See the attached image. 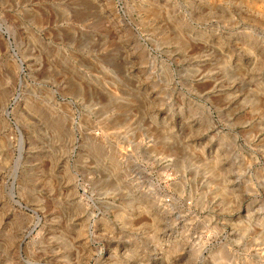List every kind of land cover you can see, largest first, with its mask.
I'll list each match as a JSON object with an SVG mask.
<instances>
[{
    "label": "rangeland",
    "instance_id": "rangeland-1",
    "mask_svg": "<svg viewBox=\"0 0 264 264\" xmlns=\"http://www.w3.org/2000/svg\"><path fill=\"white\" fill-rule=\"evenodd\" d=\"M0 264H264V0H0Z\"/></svg>",
    "mask_w": 264,
    "mask_h": 264
},
{
    "label": "water",
    "instance_id": "water-1",
    "mask_svg": "<svg viewBox=\"0 0 264 264\" xmlns=\"http://www.w3.org/2000/svg\"><path fill=\"white\" fill-rule=\"evenodd\" d=\"M7 114H9V112H6Z\"/></svg>",
    "mask_w": 264,
    "mask_h": 264
}]
</instances>
